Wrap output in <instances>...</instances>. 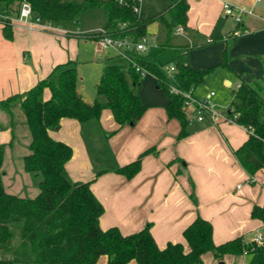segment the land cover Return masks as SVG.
Masks as SVG:
<instances>
[{
  "label": "crops",
  "instance_id": "1",
  "mask_svg": "<svg viewBox=\"0 0 264 264\" xmlns=\"http://www.w3.org/2000/svg\"><path fill=\"white\" fill-rule=\"evenodd\" d=\"M167 1L162 12L170 4ZM188 1V26L180 31H184L187 40L162 44L155 32L157 39L149 50L173 47L177 53L173 60L199 68H218V78L230 84V103L242 80L262 84L264 95V0ZM225 2L232 4L236 14H241L240 22L225 13ZM154 14L157 12L148 16ZM6 22L10 35L5 33ZM58 27H32L21 22L17 12L0 10V100L29 89L59 63L73 60L76 49L71 47L72 41L68 44L66 38L53 31L59 30ZM187 45L192 47L187 53H180L181 47ZM224 51L229 57L227 65L221 64ZM147 74L153 76L159 88L157 78ZM143 80L144 76L142 84ZM80 81L79 77L78 90L87 101H94L96 96L86 92ZM42 96L48 99L51 89L46 87ZM168 100V95L149 104L142 99L148 105L143 116L123 126L112 122L114 116L109 108L103 109L104 117L101 114L100 118L85 122L62 118L60 126L49 129V133L73 149L66 163L68 175L73 180L94 179L92 190L104 206L100 217L103 229L117 226L122 233L129 234L150 225L160 247L168 242H182L188 248L183 231L201 215L212 222L216 244L240 235L252 240L264 230L263 221L251 215L254 205H264V167L250 173L235 153L251 130L235 120L214 122L209 114L195 120L188 112V135L178 138L181 122L168 116L165 107ZM20 108V100H13L9 107L0 103V145L5 146L2 178L8 192L31 197L38 192V178L24 168L23 157L28 152L31 135ZM14 109L21 113L20 121L25 122L22 126L25 124L27 144L20 150L18 167L12 151L18 149L14 148L17 146ZM148 148L151 153L143 158L141 169L134 176L128 178L115 170ZM105 161H109V166ZM99 162L104 166L98 168ZM100 170L103 172L96 176ZM0 256L3 257L2 253ZM18 259L15 263L36 264L34 254ZM248 259L246 253H227L221 257L211 251L203 254V264H247ZM98 262L108 264V256L101 255ZM126 264L138 263L131 260Z\"/></svg>",
  "mask_w": 264,
  "mask_h": 264
},
{
  "label": "trees",
  "instance_id": "2",
  "mask_svg": "<svg viewBox=\"0 0 264 264\" xmlns=\"http://www.w3.org/2000/svg\"><path fill=\"white\" fill-rule=\"evenodd\" d=\"M22 1L25 0H0V10L18 12ZM26 1L42 23L52 26L77 19L85 9L102 6L106 16L104 28L109 33L128 35L136 40L148 34V26L155 20L161 23L168 37L177 27L185 29L188 26V0H169L170 4L163 12L151 16L143 12L139 15L130 6L120 5L115 0ZM4 29L10 35L9 23H5ZM93 34L82 36L92 37ZM191 47H181L182 53H187ZM133 55L139 65L157 78V84L165 88L169 97L165 104L168 116L181 122L178 138L187 136L190 118L185 96L171 91V86L194 91L212 68H199L177 60L170 77L150 50ZM228 58L224 51L221 64L227 65ZM142 78L141 72L127 61L109 62L97 83V96L89 102L78 90L77 62L69 60L56 65L47 77L29 89L0 100L7 107L13 100H20L31 135L28 152L23 157L24 168L38 178V192L34 196L8 192L2 178L5 146L0 145V253L12 251L11 227L16 225L22 243H30L36 264H95L101 255L108 256V264H126L131 260L138 264H203V254L208 251L217 257L246 253L249 255L247 264H264V240L256 242L240 235L216 244L212 222L201 215L183 231L188 248L182 242H168L165 247H160L150 225L129 234L122 233L117 226L107 229L100 226L104 206L92 190L94 179L70 178L66 163L71 159L73 149L66 142L54 139L49 129L60 126L64 117L81 122L98 119L105 108L112 111L119 126L137 122L148 108L140 95ZM46 87L51 89L48 99L42 96ZM262 90V84L242 80L234 89L227 111L235 121L251 130L248 139L235 150L250 173L264 167ZM149 153L151 148L115 170L130 178L141 169L142 160ZM102 172L98 171L96 176ZM251 215L264 223V205H254ZM19 260L18 257L0 256V264H14Z\"/></svg>",
  "mask_w": 264,
  "mask_h": 264
},
{
  "label": "rangeland",
  "instance_id": "3",
  "mask_svg": "<svg viewBox=\"0 0 264 264\" xmlns=\"http://www.w3.org/2000/svg\"><path fill=\"white\" fill-rule=\"evenodd\" d=\"M84 1V0H79ZM141 8L147 12L148 15L153 14L155 12L161 13L165 6L168 4L167 0H141L140 2ZM105 12L102 6H95L92 8L85 9L81 12L79 17L75 20H64L61 22L58 27L59 30H53L56 33H59V37H64L69 41L68 44L72 41L71 47L75 48V55L72 58L77 62V72L79 77L81 78L80 84L85 86V91L89 92L91 96H97L96 86L100 80L102 70L104 66L109 62H118L123 63L124 58L121 56L115 55L112 49L108 48H100L96 44L95 40L89 36L84 37L82 35L92 33L100 28L104 27L105 23ZM158 34V40L162 44H166L169 42L170 44H179L185 42L187 37L183 32L175 31L168 37L167 33H165L159 24L158 21H153L148 26V35L153 33ZM180 49V53H181ZM152 54L156 55L158 62L163 65L164 68H167L169 64H175L176 60H173L174 56H177L176 50L173 47H168L165 49H158L157 47L151 49ZM109 59H106V57ZM213 68L207 75L204 82L197 85L194 91V95L200 99H205V95L207 92L213 90L214 95L210 99V104L214 109L222 112H226L228 110V106L231 99V88L230 84H225L218 75V68ZM141 72V71H140ZM144 80L141 87L140 94L142 99L146 101L147 104L153 101H159L163 98L167 97V92L164 87H156L155 79L152 75L147 74L143 75ZM230 80V79H229ZM231 81V80H230ZM227 83V82H226ZM192 106H187V112H189L190 116L193 119H197L195 116L196 113L192 110ZM22 109V108H20ZM23 110V109H22ZM192 113L195 115L192 116ZM204 116L207 115V112H204ZM20 114L17 109H14V119H16L17 130L16 132V141L17 146H14L15 149H12L14 152L13 159L15 166L18 164V158L20 150L22 148L25 149L27 144H25L26 134H25V124L20 121ZM102 117H104V113H102ZM206 117V116H205ZM208 118H205L207 120ZM114 118L112 122H114ZM231 121V120H227ZM106 158V156H105ZM109 159V158H108ZM106 166H109V161H105ZM102 164L98 163V168H100ZM104 166V165H103ZM101 166V167H103ZM18 167V165H17ZM11 230L13 232L12 236V251L8 253L3 252V257L15 255L17 257H28L33 255L32 247L30 243L26 242L22 243L21 237L19 235V228L16 225H12ZM260 234L264 235V230L260 231ZM105 261V256L102 257ZM21 264V263H15ZM26 264V263H24ZM96 264H107L105 262H98Z\"/></svg>",
  "mask_w": 264,
  "mask_h": 264
},
{
  "label": "built area",
  "instance_id": "4",
  "mask_svg": "<svg viewBox=\"0 0 264 264\" xmlns=\"http://www.w3.org/2000/svg\"><path fill=\"white\" fill-rule=\"evenodd\" d=\"M120 5L124 6H130L133 11L137 14H141V0H115ZM261 1V0H257ZM224 10L227 15H232L236 21L240 22L242 20V16L240 13H235L234 8L232 7V4L229 2L224 3ZM5 17V16H4ZM7 17V16H6ZM9 17V16H8ZM17 18L29 25V26H42V27H51L50 24L42 23L39 16H37L33 9L31 4L28 1H22L19 7V10L17 12ZM177 31H181L182 27H177ZM94 34L92 35V38L95 40L96 44L100 48H108L112 49L113 52L124 58L125 61L133 64L138 71H141L142 75H145L146 73H149L145 68H143L141 65L137 63L135 58L133 57L134 52L139 53H146L149 51V49L154 46L155 41L157 39V35L155 33L153 34H146L139 39H134L131 36L128 35H117L113 33H109L104 27L100 28L96 31H93ZM175 69V66L172 64H169L166 68L167 73L172 77L173 71ZM171 91L176 93H181L185 96V104L186 106H192L194 109V112L196 113V117L200 120L204 119V112H207L212 120L214 122L219 121L220 119L225 120H235L234 116H229L226 112L218 111L213 108V106L210 104V97L214 94V92H210L207 97L203 100L198 99L194 92L190 89L187 91H184L177 87L176 85L172 84ZM252 240L256 242H261L264 240V235L257 233L252 237Z\"/></svg>",
  "mask_w": 264,
  "mask_h": 264
}]
</instances>
